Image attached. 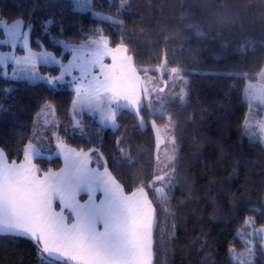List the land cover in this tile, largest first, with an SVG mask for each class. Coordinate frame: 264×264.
<instances>
[{
  "label": "trees",
  "instance_id": "trees-1",
  "mask_svg": "<svg viewBox=\"0 0 264 264\" xmlns=\"http://www.w3.org/2000/svg\"><path fill=\"white\" fill-rule=\"evenodd\" d=\"M182 4L193 13L191 21L182 19ZM93 8L113 19L77 9L72 0H0V19L30 23V46L63 60L70 50L58 39L81 42L104 35L111 47L126 45L140 74V69L163 61L188 68L186 98H168V114L154 113L146 105L138 115L119 109L115 129L101 125L85 108L77 113L76 126L71 113L76 91L68 83L53 89L43 81L5 76L0 66L1 150L10 163H21L26 146L35 140L34 117L51 103L58 138L77 150L96 151L102 167L130 193L156 175L151 121L160 125L170 117L178 145L175 186L167 197L145 187L156 216L152 264H235L229 249L244 248L237 232L247 218L264 225V144L243 128L249 110L244 88L264 67V0H93ZM220 17L225 18L222 23ZM202 20L207 34L187 27ZM39 68L59 72L56 65ZM34 162L41 172L62 166L56 155ZM91 162L100 166L95 155ZM256 250L254 264H264L260 245ZM0 264L68 263L39 252L30 240L0 235Z\"/></svg>",
  "mask_w": 264,
  "mask_h": 264
},
{
  "label": "snow or ice",
  "instance_id": "snow-or-ice-1",
  "mask_svg": "<svg viewBox=\"0 0 264 264\" xmlns=\"http://www.w3.org/2000/svg\"><path fill=\"white\" fill-rule=\"evenodd\" d=\"M182 11H184L182 19L191 21L193 13L183 4ZM224 19L220 17L218 22L222 23ZM23 22L21 18L12 24L8 35L13 41L23 35L27 48L28 33L22 34L19 31ZM51 23V20L47 21V24ZM203 25L202 20L201 23H188L187 27L196 29L198 34L204 35L207 32ZM28 26L31 27V24ZM96 43L103 44L95 55L104 79L100 81L97 77H92L90 83L96 84L93 89L94 95L99 99L100 94L104 93L109 94L110 101H126L125 106L136 109L138 115L142 103L141 94L147 96L148 93L147 87L143 85L151 79L147 73L153 69H140L139 71L145 73L142 78L131 63L133 57L124 54L126 45L117 44L116 48H109L108 37H101ZM41 55L45 62L51 57L50 53ZM35 56L36 53H31L11 59H14L17 65H31L32 74L35 76L37 75ZM105 56L111 57L113 61L111 66L103 64ZM0 62H3V54H0ZM71 67L70 63L58 76L40 78L55 89L57 82L63 80L65 72H70ZM117 68L119 75L115 74ZM155 70L162 71V65ZM86 71L81 69L82 74ZM171 71L177 73L179 70L173 68ZM75 91L79 96L81 86L77 85ZM77 102V99L71 101L73 109ZM44 107L50 105L45 103ZM106 119L115 127V109H109ZM104 175L108 177L107 180H101L95 174L82 169L75 177L46 174L41 180L31 169H24L23 165L20 168L0 171V235L30 240L37 246L39 252L47 253L51 258L59 256L76 264H152L155 209L145 187H154L156 182L167 179L170 195L171 189L175 186L174 178L167 173L155 175L151 184L138 187L130 195H126L125 186L113 177L107 168ZM81 191H86L88 196L83 203L77 199ZM97 191L103 192V198L98 202ZM155 191L163 194L164 189L156 188ZM54 200H59L60 212L53 211ZM65 209L72 213L71 223L67 222ZM99 224L103 225L102 230L98 228Z\"/></svg>",
  "mask_w": 264,
  "mask_h": 264
},
{
  "label": "rangeland",
  "instance_id": "rangeland-1",
  "mask_svg": "<svg viewBox=\"0 0 264 264\" xmlns=\"http://www.w3.org/2000/svg\"><path fill=\"white\" fill-rule=\"evenodd\" d=\"M72 2L75 8L80 10H90L96 17L113 19V17L107 13L95 10L93 8V0H72ZM19 20L20 19H16L14 21L8 22L5 19H0V54H3V62H0L2 74L12 78L26 79L31 82H46L40 77L58 76L64 71V68L71 63L72 67L70 72H65L63 80L57 82L56 87H59L64 83H68L70 86H81L79 96H77L76 93V99L78 101L77 105L74 109L71 107V113L75 117L76 126L79 124V117L77 116V113L85 108L92 112L96 111V114H98L97 121L104 127H110L112 129L117 127V121L115 119V127H113L112 122L106 119L109 109H115V117L118 113V109L116 108L118 104L120 105L119 109L127 108L137 113L136 109L125 106L127 104L126 101H110L109 94L104 93H101V98L98 99L93 93V89L96 87V84L95 82L90 83V81H92V77L95 76L100 81L104 79L103 75L101 74L100 65L96 62L95 55L97 49L99 47H103V44L98 45L96 41L100 40L101 37H105L104 35H94L81 42L58 39L57 41L61 43L65 50H70L69 58L67 60H63L49 50L34 49L30 46V27L24 20V22L20 24L19 31L22 34L25 32L28 33L27 48H25V40L23 35L17 37L15 41H13L8 35V31L11 25ZM3 45H6V47L3 48ZM108 47L113 49L116 48L109 45ZM31 53H36L35 67L37 75L35 76L32 74L31 65H17L15 60L11 59V57H23L30 55ZM43 53L51 54V57L47 62H45L44 57L41 55ZM124 54L129 55L127 48ZM105 57H109L111 59L110 56ZM105 57H103V61ZM91 62H93V66H90ZM112 64V60L109 61V64L104 63V65L107 66H111ZM40 65H56L59 67V72L57 75H53L49 72L42 71L39 68ZM161 65L162 71H156L155 69ZM173 68H177L179 71L177 73H173L171 71ZM81 69H85L87 71L82 74ZM151 69L155 70L156 73H147V76L151 79L146 85H143V87H147L148 93L147 96H145L143 93L141 94L142 103L140 107L146 105L154 113L168 114L165 107V101L168 98L179 97L180 99L184 100L187 96L188 73L190 72V69L176 66L171 67L168 66L165 61H163L160 65L152 66ZM115 74H120L119 68L115 70ZM138 74L142 78L145 76V73ZM74 78L76 79L74 80ZM261 83L262 81H259V85L257 86H260ZM245 93L243 95H245ZM47 104L50 105V107H44V104L41 110L35 115L32 129L35 141L44 149L52 147L53 142L54 145L60 141L64 142L58 138V120L55 114L54 106L51 103ZM105 106L107 108L101 109ZM253 112L254 106L250 104L246 118L248 123L252 121ZM139 120L142 125H145V122L141 116H139ZM151 123L156 133V175H165V173H167L175 180L178 145L175 141L174 121L168 117L166 121L160 125H157L153 120ZM244 129H246V125H244ZM53 133H55V135H53ZM37 148L40 149L39 146H37ZM43 155L50 156L47 153H44ZM170 157H172V159H169ZM152 182L153 179L150 184ZM153 188L154 191L156 188H163V194L157 193L156 191L155 193L162 197L169 196V183L167 179L162 182H156ZM172 190L173 188L171 189V193ZM56 208L59 209V206ZM237 235L244 243V248L238 250L235 247H230L229 255L231 259L235 264H254L257 245H260L264 252V225L256 224L253 217H248L243 228L237 232ZM47 255L49 256V254Z\"/></svg>",
  "mask_w": 264,
  "mask_h": 264
},
{
  "label": "crops",
  "instance_id": "crops-1",
  "mask_svg": "<svg viewBox=\"0 0 264 264\" xmlns=\"http://www.w3.org/2000/svg\"><path fill=\"white\" fill-rule=\"evenodd\" d=\"M109 57H105L103 64L108 63L111 61ZM132 63V62H131ZM90 66H93V62L90 63ZM264 73V67L262 68L260 75L258 78L254 81H251L247 83V85L244 88V93L246 90V93L244 95V98L249 102V105L252 104L254 106V112L252 116V121L250 123L247 122V119L244 122V125H246V129H244L245 133L248 135L249 138L253 140H260L264 144V75H261ZM259 81H262V83L259 85ZM73 88L76 87V85L72 86ZM116 106V105H115ZM114 107V106H113ZM107 108L106 106L101 108L105 109ZM116 108L119 110V107L116 106ZM94 112V111H93ZM96 114V111H95ZM98 115V114H96ZM247 118V117H246ZM243 125V128H244ZM37 146L40 147V149L37 148ZM47 153L50 156L56 155L58 156L61 161H62V166L57 169V170H48L45 172L41 173V170L39 166L34 162V159L36 157H41L44 156L43 154ZM91 150L89 151H78L77 149L73 148L72 146L60 141L59 143H56L53 146L44 149L40 145L37 144L36 141L30 143L27 145L25 149V156H24V161L20 164H11L7 161L3 151L0 149V171H5L9 168H20L21 165H23L24 169H31V171L35 174V176L38 179L43 180L46 176V174L49 175H56L57 177H66V176H71L75 177L79 175L80 171L82 169H86L89 171L90 174H95L98 176L101 180H107L108 177L104 175L105 173V168L102 167V159L101 156L95 151L92 153V155H95V160L99 165H92L91 163ZM49 157V156H46ZM38 166V167H37ZM108 170V169H107ZM110 173V171L108 170ZM112 175V174H111ZM113 176V175H112ZM146 191V190H145ZM125 192V191H124ZM126 195H130L131 193H126ZM82 195H85V198H81ZM139 195V194H137ZM103 198V192L102 191H97L96 192V199L97 202ZM77 199L80 201V203H83L88 199L87 192L86 191H81ZM55 203L59 205V209L56 208ZM53 211L54 212H60L61 211V206L59 203V200H54L53 201ZM64 215L68 218L67 222L71 223L72 222V213L69 212L67 209L64 210ZM156 221V216L154 212L153 216V229ZM98 228L102 230L103 225L99 224ZM152 229V233H153ZM42 247V245H41ZM63 263H68V264H76L74 261H66L64 258H61L57 256L56 258ZM153 260V258H152Z\"/></svg>",
  "mask_w": 264,
  "mask_h": 264
}]
</instances>
